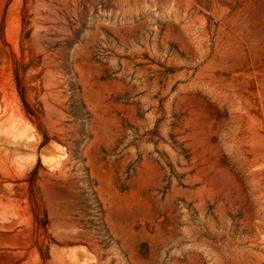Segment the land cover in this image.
Masks as SVG:
<instances>
[{
    "label": "rangeland",
    "instance_id": "1",
    "mask_svg": "<svg viewBox=\"0 0 264 264\" xmlns=\"http://www.w3.org/2000/svg\"><path fill=\"white\" fill-rule=\"evenodd\" d=\"M0 264H264V0H0Z\"/></svg>",
    "mask_w": 264,
    "mask_h": 264
}]
</instances>
